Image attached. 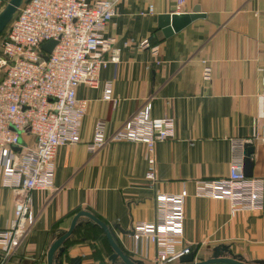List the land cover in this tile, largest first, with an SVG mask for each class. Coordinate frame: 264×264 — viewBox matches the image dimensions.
Listing matches in <instances>:
<instances>
[{
	"label": "crops",
	"instance_id": "1",
	"mask_svg": "<svg viewBox=\"0 0 264 264\" xmlns=\"http://www.w3.org/2000/svg\"><path fill=\"white\" fill-rule=\"evenodd\" d=\"M194 11L203 16L163 35L159 16ZM104 37L119 49V62L101 70L96 88L77 87V99L87 101L79 142L57 150L53 188L30 193L34 227L0 264H47L49 247L80 211L103 222L129 257L152 264V244L145 245L147 257L134 252L132 226L154 221L157 192L183 189L180 247H194L195 261L203 250L226 246L245 261L264 262V207L232 212L224 200L193 195L196 181L228 176L233 140L252 146L251 178L264 181V0H185L179 11L173 0H121ZM202 61L211 70L208 80ZM106 82L115 105L102 100ZM144 105L152 118L175 123L174 138L155 146L154 184L145 179V144L109 143L94 155L86 148L98 119L106 120L110 136ZM15 198L0 188V230L12 219ZM99 230L80 218L55 264L77 257L81 264L108 263L109 246Z\"/></svg>",
	"mask_w": 264,
	"mask_h": 264
},
{
	"label": "built area",
	"instance_id": "2",
	"mask_svg": "<svg viewBox=\"0 0 264 264\" xmlns=\"http://www.w3.org/2000/svg\"><path fill=\"white\" fill-rule=\"evenodd\" d=\"M173 1L178 11L185 2ZM120 2L29 0L0 39V188L16 196L12 219L0 230L1 263L21 248L34 227L30 193L53 188L57 150L79 142L87 101L77 99V87L96 88L101 70L119 62V49L112 47L113 40L106 39L104 32ZM152 12L150 6L148 14ZM50 41L56 45L45 53L42 45ZM201 64L203 78L210 79V67L206 61ZM102 100L117 102L110 82L103 85ZM105 126V119L96 121L87 152L94 155L109 143H143L145 179L154 184L155 146L174 138V120L154 119L144 105L110 136L105 135ZM231 144L228 176L196 181L193 195L224 200L232 212H261L264 181L244 176V142ZM186 197L184 189L176 195L155 194L154 221L135 222L131 229L136 254L147 257L145 245L152 244V264H175L194 252L192 246L180 247Z\"/></svg>",
	"mask_w": 264,
	"mask_h": 264
},
{
	"label": "water",
	"instance_id": "3",
	"mask_svg": "<svg viewBox=\"0 0 264 264\" xmlns=\"http://www.w3.org/2000/svg\"><path fill=\"white\" fill-rule=\"evenodd\" d=\"M28 1L29 0H8L5 3L3 8L0 10V34L5 30L7 25L16 18L19 8ZM197 13L198 12L194 11L189 14L161 15L158 17L159 28L165 37H169L171 34L176 33L189 25L193 20L203 16ZM55 45L56 42L54 41L47 42L42 45V50L45 53H50ZM43 59L46 60V56H44ZM252 151L253 148L250 144L244 145L243 173L246 178L252 177V162L250 159ZM80 218H86L87 221L91 222L94 226H97L104 233L108 246L112 251V254L108 257L109 264H118V262L121 264H142L140 261L134 260L125 254L117 244L109 228L98 218L87 211H80L77 213L71 220L68 230L63 232L61 236H59V238L51 244L47 251V264H55L58 262V258H60L65 251V246H63V244L73 233ZM68 264H81V260L78 257L71 258ZM175 264H264V262L245 261L242 257L233 255L226 246H217L213 248L212 256L207 260L195 261V254L192 252L188 255L182 256Z\"/></svg>",
	"mask_w": 264,
	"mask_h": 264
},
{
	"label": "trees",
	"instance_id": "4",
	"mask_svg": "<svg viewBox=\"0 0 264 264\" xmlns=\"http://www.w3.org/2000/svg\"><path fill=\"white\" fill-rule=\"evenodd\" d=\"M8 0H2V2H0V9H1V7L7 2ZM11 24V22L7 25V27L6 28H8L9 27V25ZM6 28H5V30H6ZM5 30L0 34V39L4 36V33H5ZM93 227L94 228H97L98 230H99V228L97 227V226H94L93 225ZM100 231V230H99ZM105 238V237H104ZM105 240H106V238H105ZM107 242V241H106ZM108 250H109V252H110V255L112 254V251H111V249H110V247H108ZM213 250V249H212ZM212 250H203V251H201L200 252V255H199V260L200 261H204V260H207V259H209L211 256H212ZM196 252H194V254H195ZM118 264H121L120 262H118Z\"/></svg>",
	"mask_w": 264,
	"mask_h": 264
},
{
	"label": "rangeland",
	"instance_id": "5",
	"mask_svg": "<svg viewBox=\"0 0 264 264\" xmlns=\"http://www.w3.org/2000/svg\"><path fill=\"white\" fill-rule=\"evenodd\" d=\"M4 5H5V4H4ZM4 5H3V6H4ZM3 6L1 7V9L3 8Z\"/></svg>",
	"mask_w": 264,
	"mask_h": 264
}]
</instances>
